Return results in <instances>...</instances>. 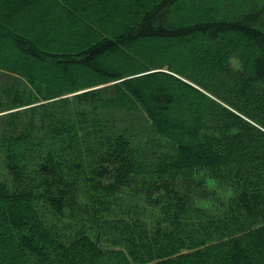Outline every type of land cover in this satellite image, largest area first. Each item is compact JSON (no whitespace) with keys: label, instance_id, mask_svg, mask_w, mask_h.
I'll return each mask as SVG.
<instances>
[{"label":"trees","instance_id":"trees-1","mask_svg":"<svg viewBox=\"0 0 264 264\" xmlns=\"http://www.w3.org/2000/svg\"><path fill=\"white\" fill-rule=\"evenodd\" d=\"M0 112V264H264V0H0Z\"/></svg>","mask_w":264,"mask_h":264},{"label":"rangeland","instance_id":"rangeland-1","mask_svg":"<svg viewBox=\"0 0 264 264\" xmlns=\"http://www.w3.org/2000/svg\"><path fill=\"white\" fill-rule=\"evenodd\" d=\"M154 46V45H153ZM29 61V59L26 61V62H28ZM154 69H152V70H150V71H153ZM89 73V72H88ZM170 73H172V72H170ZM137 74H143V72L142 73H137ZM136 74V75H137ZM175 76H177L178 78H180L181 80H183V81H185V82H187V83H189V84H191L192 86H194V87H196V88H198L200 91H202L204 94H206V95H208V96H210L211 98H213V99H215L216 101H218V102H220L222 105H224V106H226V107H228V108H230V109H232L231 107H229L227 104H225L224 102H222L221 100H219L218 98H215L210 92H208V91H206V90H204V89H202V88H200L199 86H197L195 83H193L192 81H190V80H188L187 78H185L184 76H182V75H178V74H175V73H173ZM76 75V74H75ZM92 75V74H91ZM130 76H132V75H127V76H125V77H123V78H121L120 80H122V79H124V78H127V77H130ZM51 77V76H50ZM116 81H119V79H117ZM116 81H113V82H116ZM107 83H112V82H107ZM106 83V84H107ZM104 84V83H103ZM103 84H100V85H95V86H92V87H90V88H93V87H99V86H102ZM89 87L88 88H86V90L87 89H90ZM85 89V88H84ZM83 89V90H84ZM79 91H76V92H73V93H68V94H66V95H71V94H74V93H78ZM2 112H0V114H1ZM172 125H174V126H177V127H180L181 125H182V123H171Z\"/></svg>","mask_w":264,"mask_h":264},{"label":"clouds","instance_id":"clouds-1","mask_svg":"<svg viewBox=\"0 0 264 264\" xmlns=\"http://www.w3.org/2000/svg\"><path fill=\"white\" fill-rule=\"evenodd\" d=\"M207 183L211 186V185L213 184V181H212L211 179H209V180L207 181Z\"/></svg>","mask_w":264,"mask_h":264},{"label":"water","instance_id":"water-1","mask_svg":"<svg viewBox=\"0 0 264 264\" xmlns=\"http://www.w3.org/2000/svg\"><path fill=\"white\" fill-rule=\"evenodd\" d=\"M93 88H95V87H93ZM84 90H86V89H84ZM84 90H80L79 92L84 91Z\"/></svg>","mask_w":264,"mask_h":264}]
</instances>
